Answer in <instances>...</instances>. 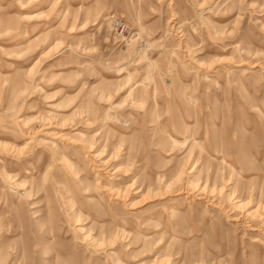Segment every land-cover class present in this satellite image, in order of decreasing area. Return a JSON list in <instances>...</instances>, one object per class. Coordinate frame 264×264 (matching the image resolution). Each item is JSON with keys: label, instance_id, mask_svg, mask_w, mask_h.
<instances>
[{"label": "rangeland", "instance_id": "obj_1", "mask_svg": "<svg viewBox=\"0 0 264 264\" xmlns=\"http://www.w3.org/2000/svg\"><path fill=\"white\" fill-rule=\"evenodd\" d=\"M0 264H264V0H0Z\"/></svg>", "mask_w": 264, "mask_h": 264}, {"label": "built area", "instance_id": "obj_2", "mask_svg": "<svg viewBox=\"0 0 264 264\" xmlns=\"http://www.w3.org/2000/svg\"><path fill=\"white\" fill-rule=\"evenodd\" d=\"M112 23L115 29L119 31H122V29L125 27V23H123V21L118 17L112 18Z\"/></svg>", "mask_w": 264, "mask_h": 264}]
</instances>
